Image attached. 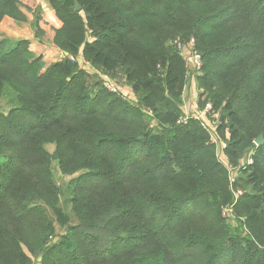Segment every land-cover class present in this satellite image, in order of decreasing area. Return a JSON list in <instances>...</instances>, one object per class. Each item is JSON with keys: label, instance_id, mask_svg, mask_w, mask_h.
<instances>
[{"label": "trees", "instance_id": "obj_1", "mask_svg": "<svg viewBox=\"0 0 264 264\" xmlns=\"http://www.w3.org/2000/svg\"><path fill=\"white\" fill-rule=\"evenodd\" d=\"M26 1L0 0V24L27 22ZM45 2L62 60L46 67L30 41H0V98L10 87L15 99L0 113V264H264V144H255L264 0ZM32 28L42 39L38 20ZM191 39L203 62L199 106L205 97L218 115L230 166L251 152L236 183L251 192L233 233L222 216L233 202L229 169L211 132L200 120L178 123L189 69L176 42ZM80 56L124 79L139 105L92 84ZM53 162L78 175L68 187L75 224L59 206ZM58 227L67 232L53 243Z\"/></svg>", "mask_w": 264, "mask_h": 264}, {"label": "rangeland", "instance_id": "obj_2", "mask_svg": "<svg viewBox=\"0 0 264 264\" xmlns=\"http://www.w3.org/2000/svg\"><path fill=\"white\" fill-rule=\"evenodd\" d=\"M45 0H27L26 2L29 4L25 5L26 6V10L24 11L25 14L28 16V21L24 22L25 24V28H27L29 26V21L30 22V26L32 28V23L35 21H39L40 26H42V29L44 31V36L42 39H44V43L43 42H39L41 45H46L48 49V53H46V65L49 64H53L54 62H57L59 60L63 59V55L61 52H59V50H56V48L51 47V41L48 39V37H51V35L54 33V26L51 24V18L49 16L50 12L52 11V9H50L49 6H46V4L44 3ZM33 29V28H32ZM34 30V29H33ZM35 34L36 31L34 30ZM41 39V38H40ZM39 39V40H40ZM16 42L13 43H9V47L8 49H11L12 47H14ZM37 55V54H36ZM83 60H81V68H85L86 71H89L90 73H92V84H97L99 87H104V83L102 78L100 77V73L96 70H93V66L89 65L88 67L85 66L84 62H82ZM111 76V80L112 82L117 85L119 87V95L120 97H125L126 102L132 104V105H139V98L137 96L136 93H134L132 96V98H128L127 96H124L122 94V88H124L127 83L124 81V79L121 78H115L112 75ZM201 86H199L200 88ZM201 89V88H200ZM196 89H194V86H192L190 89H188V92L194 94V96H192L191 94H189V99L190 101H193L194 103L197 102V94H196ZM195 91V92H194ZM202 91V89H201ZM201 93V92H200ZM114 94V93H113ZM200 95V94H199ZM14 93L11 90L10 87H6L2 97L0 98V113L1 112H7L9 111L10 107H12L11 105L14 104ZM200 102H202L200 108L198 109V111H194L192 113H190L188 116H193V115H197L196 113L203 110L205 108L204 103H205V97H201L200 96ZM206 105V104H205ZM190 111V110H189ZM187 116V115H186ZM218 118V115L216 113H209L208 114V121H207V126L209 127V129L214 130V127L216 126V120ZM148 121L152 124V125H156V121L154 119V117L152 115L148 116ZM216 145V150L218 152V156L221 160V158L227 157L226 153H225V144L220 142L218 140V142L215 144ZM47 150L49 152H53L55 147L54 145H47L46 146ZM228 158V157H227ZM251 158V152H247L239 161V166L238 167H234V169H231V176L236 177L238 180L240 179V177L242 176V169H244L246 167V165L249 162ZM230 164V162H229ZM52 172H53V178L55 183L57 184L58 188L60 189V200H59V206L69 215V217L71 218V224H75L77 221L75 219L74 213L72 211V206L70 203V193H69V182L73 179L78 177V175H74V176H67L61 173V171L59 170L58 164L57 162H53V166H52ZM241 184V183H240ZM242 191H244L245 193L251 192V189L244 183V181L242 180V184H241V188ZM47 213L49 215V217L55 221V216L53 214V212L48 208L46 209ZM240 224H238V221L234 224L231 225V230L230 232L233 233L234 229L236 227H238ZM230 226V225H229ZM67 232V228H60L58 227V231H57V235L55 237V239L53 240V243L55 242H59L62 237L66 234ZM30 264H37L36 260L33 259V261Z\"/></svg>", "mask_w": 264, "mask_h": 264}, {"label": "crops", "instance_id": "obj_3", "mask_svg": "<svg viewBox=\"0 0 264 264\" xmlns=\"http://www.w3.org/2000/svg\"><path fill=\"white\" fill-rule=\"evenodd\" d=\"M44 3L46 4V6H48L45 1H44ZM23 11H25V10H23ZM30 22L31 21H29V26L27 28H25L24 23L17 22L11 18H5L2 21V23L0 24V41H1V39H7V40H9V42L13 43V42H17L19 40L26 39V40L30 41V43H31L30 44L31 51H33L37 55H41L43 57V62H44L46 60L45 54L48 53V50H46V49H48V48L46 45H41L39 43V42L44 43L45 41H44V39L39 40L38 38L35 37V32L31 28ZM48 39L51 41L50 46L53 48H56L53 44L54 33L51 35V37H48ZM56 50H59V49L56 48ZM59 52H61L62 55L64 56L62 51L59 50ZM81 60H83L82 62H84L85 66L88 67L90 65L88 62H86L83 59L82 56H80L78 59L79 64L81 63ZM49 65H46V67ZM188 69H189L188 84L186 86V89H185V92L183 95V105L181 106V109L183 111V116L189 115L190 113H192L194 111H198V109L200 108V106H199V94H200L201 90L199 88V83H198V76L199 75H197V73H195V71L193 70V67L190 64L188 65ZM87 72L90 73L89 71H87ZM192 86H194V89H196L195 91H196V94L198 96L196 103L188 100L189 94L194 96V94L188 92V89H190ZM121 90H122V94L124 96H127L128 98H132V96H134L133 95L134 94L133 89L129 85H126ZM221 161L225 165L229 163V159L227 157L221 158Z\"/></svg>", "mask_w": 264, "mask_h": 264}, {"label": "built area", "instance_id": "obj_4", "mask_svg": "<svg viewBox=\"0 0 264 264\" xmlns=\"http://www.w3.org/2000/svg\"><path fill=\"white\" fill-rule=\"evenodd\" d=\"M194 45H195L194 39H191L187 44H183L179 41L176 42V46L179 49V51L182 53V55L185 57V59L187 61V65L190 64L193 67V70L195 71V73L199 74L202 71L203 62H202L201 54L197 50H195ZM99 73H100L99 74L100 77L103 80L104 87L108 91H110L114 94H119V87L112 82L111 76L108 74H105V73H101V72H99ZM121 98L123 100H125V97L122 96ZM211 109H212L211 103H207L203 110L196 113L197 115L183 116L178 121V123L179 124H187L190 121V119L200 120L203 128H205L211 132L212 143L216 144L218 142V140H217V137H216L214 131L209 129V127L206 125L207 124V116L210 113ZM147 114L153 115L151 110L147 111ZM249 162L252 163L251 158H250ZM226 166L229 169V183H230L231 192L233 195V202H232V204L222 208V216L230 225H234L239 220L244 221V219H240L236 215V206H237L239 200L241 199V197L244 195V191H242V189H240L239 187L236 186L237 178L231 176V169L233 167L230 166L229 163L226 164Z\"/></svg>", "mask_w": 264, "mask_h": 264}, {"label": "water", "instance_id": "obj_5", "mask_svg": "<svg viewBox=\"0 0 264 264\" xmlns=\"http://www.w3.org/2000/svg\"><path fill=\"white\" fill-rule=\"evenodd\" d=\"M76 10L77 11H81V7L78 5V4H76ZM65 55L66 56H68V53H65ZM222 120H223V114H221L220 115V122H222ZM255 144H256V146H261V145H263L264 144V137L263 136H259L256 140H255Z\"/></svg>", "mask_w": 264, "mask_h": 264}]
</instances>
